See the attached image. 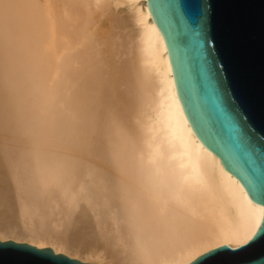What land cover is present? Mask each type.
<instances>
[{"label":"bare ground","instance_id":"6f19581e","mask_svg":"<svg viewBox=\"0 0 264 264\" xmlns=\"http://www.w3.org/2000/svg\"><path fill=\"white\" fill-rule=\"evenodd\" d=\"M91 1L0 0V239L91 264H188L246 243L264 206L194 132L147 0H115L135 29L121 70Z\"/></svg>","mask_w":264,"mask_h":264},{"label":"water","instance_id":"95a60500","mask_svg":"<svg viewBox=\"0 0 264 264\" xmlns=\"http://www.w3.org/2000/svg\"><path fill=\"white\" fill-rule=\"evenodd\" d=\"M177 94L198 138L264 206V0H147ZM188 264H264V215L244 244ZM0 264H91L51 247L0 239Z\"/></svg>","mask_w":264,"mask_h":264},{"label":"rangeland","instance_id":"374dc122","mask_svg":"<svg viewBox=\"0 0 264 264\" xmlns=\"http://www.w3.org/2000/svg\"><path fill=\"white\" fill-rule=\"evenodd\" d=\"M92 1H94V2H93L94 4L92 3ZM92 1L90 2V4L93 5V8H94L95 11H96L95 14H94L95 22L97 23L98 26H101V27L103 28V30H104L105 28H106L105 30H107V31L104 30V35L107 37V38H106V39H107V43L105 44V46H106V48L108 49V52L113 56V54L115 53L114 50H116V53H115V55H114V58L116 57V55H117V56H122V55L126 54V55H125L126 57H125V56H122V57H121V59H122L123 61H122V60H118V59H120V57H117V58L115 59V61H114V64L116 63V65H117V68H120L121 65L124 66V65L126 64V62L129 61V55H128V52H127L126 44H125V42H124L123 39H122V38H123V35H124L125 37H127L128 34H132V33L134 32V30H135L134 28H132V27H133V26H132L133 24H132V22H131V18H130V15H129L128 9H127V7H126L125 4H124V5H123V4L121 5L120 3H117V4H116L117 1H115V0H113L115 3H113L112 0H111V1H110V0H106L107 2L103 0V2H104V3L102 2L103 5L99 4V5H101L103 8H101V6L99 7V5L95 2L96 0H92ZM101 1H102V0H101ZM108 1H109L110 3H108ZM98 3H99V2H98ZM105 3H106V4H105ZM107 3H108V4H107ZM104 4L106 5V7H104V6H105ZM113 4H114V5H113ZM92 5H91L90 9H92ZM94 6H95V7H94ZM97 6H98L99 8H98ZM111 6H112V7H111ZM114 6H117V7L115 8ZM113 7H114V8H113ZM100 8H101V11H100ZM106 8H107L108 10H107ZM98 9H99V10H98ZM104 9H105V10H104ZM111 9H112V10H111ZM97 11L100 13L99 16L96 14ZM105 11H106V12H105ZM121 11H122V12H121ZM102 13H104L105 16H104ZM111 13H112V14H116V16H115V15H114L115 17H114L113 15L110 16ZM96 16L99 17V18H96ZM100 16H101L102 18H101ZM105 17L108 18V21H107V18H105ZM113 17H114L115 19H112ZM100 19H101V20H100ZM109 19L112 20V21H115V22H111ZM117 19H118V21L121 23V24H120V27H119L120 29L118 28L119 25L117 26V24H116ZM109 21H110V22H109ZM107 23H108L109 25H108ZM111 23L114 25V28L117 27V28L119 29V31H120V30H124V29H125V30H124V31H120V33H119L117 29H114V28H113V25H111ZM122 24H123V25H122ZM107 25H108V26H107ZM110 28L113 30V33H112V34H111L112 30H111V32H110ZM131 28H132L133 30H131ZM108 29H109V30H108ZM115 30H117V32H116ZM128 31H129V32H128ZM115 32H116V33H115ZM109 33H110V34H109ZM114 33L117 34V35L119 34V36L121 37V39H122V41H123V42H122L121 39H120V42L122 43V45H121V43H119V41H118L120 37H119L118 39H116V37L114 38V35H115ZM108 34H109V35H108ZM111 36H112V37H111ZM117 37H118V36H117ZM125 37H124V38H125ZM108 38H110V39H108ZM111 38H112V39H111ZM113 40L116 41V42H114L115 44H116V43H119V44H118V45L109 44V43H113ZM110 41H111V42H110ZM117 41H118V42H117ZM107 44H108V45H107ZM123 44H124V45H123ZM110 45H111V47H110ZM112 45H114V47H113ZM108 46H109L110 48H109ZM116 46H117V47L119 46V48L122 49V50H120V49L117 48ZM123 46H124V47H123ZM113 48H115V49L113 50ZM111 49H112L113 51H112ZM117 49H118V50H117ZM119 50H120V51H119ZM110 51H111V52H110ZM117 51H118V54H117ZM122 51H124V54H121V53L119 54V52H122ZM113 52H114V53H113ZM122 53H123V52H122ZM123 57H124V58H123ZM114 58H113V59H114ZM124 59H125V60H124ZM126 59H127V60H126ZM125 61H126V62H125ZM118 62H119V64H118ZM122 62H123V63H122ZM120 64H121V65H120ZM116 65H113V70H115L114 67L116 68ZM119 65H120V66H119ZM118 66H119V67H118ZM123 66H122V67H123ZM122 67L120 68V70L122 69ZM91 71H94V70H91ZM116 71H117V70H116ZM91 74H92V73L90 72V74H89L88 76H90ZM129 74H130V73H129ZM126 75H127V74H125V75H123V76H126ZM127 76H129V77L131 78V74H130V75H127ZM129 77H127L128 79H126V80L129 81V79H130ZM122 78H123V77H122ZM125 78H126V77H125ZM125 78H124V79H125ZM128 81H127V83H129ZM127 85H129V84H127ZM122 86H124V87H122V88L120 87V88H121V93H122V96H121V97H122V99H124L123 94L126 95V93H125V91H124V89H125V85H122ZM123 88H124V89H123ZM122 91H123V92H122ZM12 191H13V190H11V192H12ZM9 193H10V190H9ZM12 194H13V193H12ZM12 194H10V195H12ZM13 196H14V195H13ZM11 197H12V196H11ZM12 199H13V197H12ZM12 199H11V200H12ZM14 200H16L15 202L18 203V199H16V197L14 198ZM12 201H13V200H12ZM12 201H11V202H12ZM11 202H9V205L14 204L13 202H12V203H11ZM16 205H18V204H15L14 206L16 207ZM2 208H3V207H2ZM2 208L0 207V210H1ZM4 208H6V207H4ZM12 208L14 209V207H12ZM16 208H18V212H16V214H17V213H19V205H18ZM9 209H11V206L9 207ZM9 209H8V207L6 208L7 211H8ZM13 209L10 210V212H11V211H14ZM58 209H59V208H58ZM58 209H57V210H58ZM2 210H3V213H4V209H2ZM2 210H1V211H2ZM6 210H5V212L7 213ZM15 210H16V209H15ZM54 211H55L56 213L54 212L55 214H53V218H52V219H54V218L56 219V218L59 217V215L57 214L58 212H57L55 209H54ZM59 211H60V209H59ZM10 212L8 211V213H10ZM8 213H7V215H6V214H5V215L8 216ZM12 213H13V215L15 214L14 212H11V213L9 214V216H8L10 219L13 217V216L10 217V215H12ZM56 214H57L58 216H57ZM1 215H2V214L0 213V216H1ZM18 215H19V214H18ZM2 216H3V215H2ZM54 216H55V217H54ZM16 217H17V216L15 215V216H14V220H16V219L18 220V217H17V218H16ZM55 219H54V220H55ZM58 219L61 220L62 218L60 217V218H58ZM62 220H63V219H62ZM52 221H53V220H52ZM52 221H51V223H52ZM58 221H59V220H58ZM58 221H57V219H56V222H55V221H53V222H54V223H57V224H56L57 226H55V227H58V228H59V227H60V224H58V223L60 222L61 225H62L64 222L62 223V221H59V222H58ZM62 226H63V225H62ZM64 226H65V225H64ZM64 226L61 227V229H62V228H65ZM66 227H67V226H66ZM71 227H72L71 225L68 226V229H66V230H67V231H68V230H72ZM69 228H70V229H69ZM61 229H60V230H61ZM64 230H65V229H63V230H61V231L66 232V231H64ZM9 238H12V236H10ZM12 240H13V239H12ZM64 254H65V253H64ZM66 255H67V254H66Z\"/></svg>","mask_w":264,"mask_h":264},{"label":"snow or ice","instance_id":"6c2138e0","mask_svg":"<svg viewBox=\"0 0 264 264\" xmlns=\"http://www.w3.org/2000/svg\"><path fill=\"white\" fill-rule=\"evenodd\" d=\"M210 252H211V250H209V253L202 254V255H208V254H210ZM196 264H202V262L198 260V261L196 262Z\"/></svg>","mask_w":264,"mask_h":264}]
</instances>
